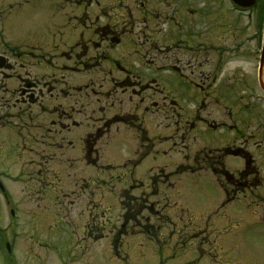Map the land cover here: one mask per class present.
<instances>
[{
    "label": "rangeland",
    "instance_id": "1",
    "mask_svg": "<svg viewBox=\"0 0 264 264\" xmlns=\"http://www.w3.org/2000/svg\"><path fill=\"white\" fill-rule=\"evenodd\" d=\"M0 1V4L3 3V0ZM48 1L50 0H42L41 4L40 0H27L22 7H11L6 12L0 11V29L12 45L13 41L24 43L35 38H46L45 43L50 41L46 33H49L48 26L55 21L56 16L46 8ZM127 1L131 4L130 0ZM205 4L209 11L205 7L203 11L205 14L200 13L203 24L199 25L201 26L199 31H202L204 38L207 37L216 46L213 47L215 51H205L204 57L209 60L205 68H211L213 60L214 62L217 60L218 67L229 59L241 64L237 67L236 63H230L228 69L222 71V73L228 71L230 75L239 78L238 82L234 81L229 94H224L228 101L225 105L231 108L223 105V109L220 110V105L216 106L211 97H207L205 100L207 106L201 110L206 111L203 113L206 120L195 124L197 127L189 124L178 126L167 124V128H164L165 122H158L162 116L157 110L158 116L152 117L148 123H151L149 126L151 131H154L151 135L155 142V151L158 149L159 152L145 155L138 167L132 170V174L129 170L139 156L137 153L133 154L132 149L137 148L138 142L132 139L130 130L122 125L111 126L110 131L97 141L96 147L102 157L101 164L109 161L111 165H118L125 163L126 157H131L128 162L126 161V169H114L111 172L105 169L95 171L87 165L89 157L81 158L77 155L73 158L60 155L49 159L48 169L46 174H43L44 181L42 186L40 185L43 188L40 195H45L44 189H46V197L49 199L51 189L55 188L57 194L55 197L59 200L58 211L49 209L47 203L39 207L31 204L30 200L35 199L34 194H31L33 190L30 191L34 179L31 181L25 174H22L18 181H13L12 178L6 179L8 190L20 202V217L9 220L8 205L0 195V264H264V202L262 208L255 204L247 207L243 201H236L217 212L218 207L225 200V195L209 169L198 173H191L188 169L184 172L178 171L169 177V171H176L180 165L184 167L192 165L195 169H198L199 165L208 167L206 162L200 161L202 152L208 153L209 157L213 156L212 153H221V150H216L214 146L217 144L215 141L229 140L222 137V133L228 131L223 124L231 123L228 118L229 110L233 112L234 123L242 131L239 133L245 132L240 135L241 138L235 139L236 144L243 145L248 150L253 149L251 152L254 158L253 165L260 169V173L264 171V132L260 127V122L264 121V107H260L259 102L253 101L248 95L250 88L248 84L250 86L254 84V61L244 53L242 56L237 54L227 56L226 52L219 54L222 46L232 45L237 35L243 33L236 30L234 25H230L235 14L229 11L230 5L227 0H216L214 4L213 0H206ZM199 5L202 7L204 1ZM260 12L261 27L264 32V0L261 1ZM181 17L183 16L178 15L176 19ZM242 17L238 15L237 19L241 20ZM212 28H217V33L214 36L215 30L210 31L211 38L213 37L211 39L208 32ZM247 32L249 30L245 31ZM204 42L206 43L207 40L205 39ZM240 59L242 61H239ZM210 80H205L206 87H211L208 84ZM219 89L223 93L228 92L224 85ZM207 91L208 95L214 93L212 87L207 88ZM244 107L245 109L241 110ZM124 109L128 110V107L125 106ZM209 110L212 119L207 117ZM114 123L118 124V122ZM194 126L196 128H193ZM205 126L212 128L213 134L209 135V131L203 128ZM250 133L257 135L246 141L244 137ZM236 136L238 137V133ZM107 144L110 145L106 153ZM253 145L255 149L251 147ZM166 147L167 150L162 151ZM105 154L113 158L108 159ZM237 162L234 157L232 159L224 157L226 167ZM5 164L0 155V169H3ZM14 164L17 170L18 164L15 162ZM152 166L154 169H149ZM16 170L13 166L8 172L12 175V173L16 174ZM108 174L113 178L112 181L109 180ZM118 174H122L123 177L119 179ZM151 174L154 175L156 182L153 189L155 188L158 194L154 198L150 196V199L158 200L161 210L163 209L161 207L167 204L166 199L162 198L163 192L166 191L172 196L173 202L181 204L177 215L180 217L187 210L189 216L181 220L171 213L172 220L167 221L166 229L162 224L164 221L162 214L151 217L150 220L140 218V222L127 220L123 231L125 235L120 237L121 240L115 246L111 245L107 240L109 231L114 227L115 234L121 232L120 217L123 212L121 196L118 195L121 187L115 185L121 182L116 179L122 180L125 187L122 193L128 200L126 191L130 187L129 184L131 187L139 186L140 189H131L127 193L129 192V195L134 193L139 197L144 194L142 191H148L143 187L142 181L146 183V177ZM168 181L174 183L176 187L174 192L169 187L165 189ZM67 192L68 195L63 194ZM242 193H245L244 190H239L237 194L242 196ZM136 206L137 203L130 201V210L135 209ZM88 210L90 215L93 213L91 219ZM188 220L191 223H188ZM8 221L10 224L7 228ZM87 221L90 224L93 221L96 223L89 234L85 233ZM213 225L214 227L211 228ZM156 226L160 230L159 236L156 233ZM196 226H199V229H194ZM102 227L105 228L103 231L108 236L95 240L94 237ZM142 229L153 234V238L157 236L158 240L153 242L146 236L134 234L143 231ZM8 237H14L12 263L9 261L10 256L5 247Z\"/></svg>",
    "mask_w": 264,
    "mask_h": 264
},
{
    "label": "flooded vegetation",
    "instance_id": "2",
    "mask_svg": "<svg viewBox=\"0 0 264 264\" xmlns=\"http://www.w3.org/2000/svg\"><path fill=\"white\" fill-rule=\"evenodd\" d=\"M26 1L5 0V5L22 7ZM93 1L47 5L56 16L48 43L46 38H35L12 45L0 29V155L6 162L0 172L10 171L12 165L16 169L17 163V173L30 172L35 180L30 191L36 196L43 190L47 158L90 156L96 152L93 141L107 125H145L157 110L166 124L188 122L183 102L189 96L203 104L204 80L215 81L220 67L216 60L214 72L208 75L202 67L205 50L199 4L203 0H130L131 4L103 0L91 6ZM258 37L255 32L249 39L255 46L248 53L255 58ZM141 136L149 140L145 132ZM232 148L243 165L232 170L229 188L252 194L253 187L260 185L254 158L242 145L233 143ZM28 157L36 175L28 170L33 167L27 164ZM214 168L224 172L218 164ZM6 187L0 174V195L8 204ZM45 190L38 199L57 210L55 188L49 199ZM143 210L156 211L147 201L139 209L140 216Z\"/></svg>",
    "mask_w": 264,
    "mask_h": 264
}]
</instances>
